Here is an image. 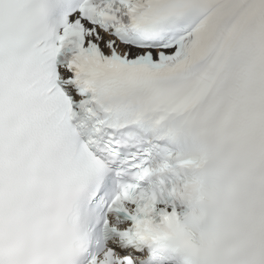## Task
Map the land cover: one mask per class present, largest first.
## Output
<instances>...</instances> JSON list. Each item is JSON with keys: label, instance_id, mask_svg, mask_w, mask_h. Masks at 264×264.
Wrapping results in <instances>:
<instances>
[{"label": "snow or ice", "instance_id": "6c2138e0", "mask_svg": "<svg viewBox=\"0 0 264 264\" xmlns=\"http://www.w3.org/2000/svg\"><path fill=\"white\" fill-rule=\"evenodd\" d=\"M0 264H264V0H0Z\"/></svg>", "mask_w": 264, "mask_h": 264}]
</instances>
